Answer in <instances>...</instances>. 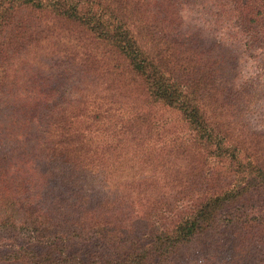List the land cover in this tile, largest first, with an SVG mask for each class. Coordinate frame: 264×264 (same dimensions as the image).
Masks as SVG:
<instances>
[{
	"label": "trees",
	"instance_id": "trees-1",
	"mask_svg": "<svg viewBox=\"0 0 264 264\" xmlns=\"http://www.w3.org/2000/svg\"><path fill=\"white\" fill-rule=\"evenodd\" d=\"M196 1L213 39L170 0H0V264H217L228 248L220 264H264V130L221 55L264 45V0ZM51 37L115 93L32 101L31 50ZM18 115L35 132L14 164Z\"/></svg>",
	"mask_w": 264,
	"mask_h": 264
},
{
	"label": "rangeland",
	"instance_id": "rangeland-1",
	"mask_svg": "<svg viewBox=\"0 0 264 264\" xmlns=\"http://www.w3.org/2000/svg\"><path fill=\"white\" fill-rule=\"evenodd\" d=\"M198 2L199 1L196 0H170L168 10L164 13H168L170 6L175 5L183 16L182 20L185 24L183 27L184 33L187 32V30L199 29V32L204 37L209 36L213 39L212 30L210 29V32L208 29L211 27V15H207L206 12L203 15L199 12L201 7ZM160 20L163 21L162 18H160ZM215 33L218 32L216 31ZM207 41L212 43L213 40L208 39ZM225 42L226 44H224L221 50V52H223L221 54L223 56V65L226 67L225 72H227L228 76L231 78L230 81L233 82L231 84L242 86L246 81L249 83V86L247 85V87H244L242 92L248 94L255 93L256 95L254 96L255 99L248 104L250 109L247 112L257 109V113L253 114V112H251L250 121L254 128L257 127L264 130V45H260L259 47L257 45L252 50L247 47L245 48L244 44H240L239 40H237V44L231 41ZM68 44L69 42L66 39H61L60 42L58 41L56 43V38L51 37L31 50L33 58L31 60H34L35 65L30 67L32 70H30V68L26 70L24 82L26 86L31 87L37 84L43 89V94L29 95L32 101L33 99L39 98L40 100H47L53 105H59L69 102L70 100H77L76 98L87 99L88 96H92L93 99H98V96L100 98V94L105 95L107 92L103 84L110 82L113 87L120 86V83L116 84L117 81L112 79V76L102 79L103 84L100 83V81L98 82L95 75L98 74V72L91 73L89 71L83 55L75 57L76 59H71L68 53L65 56L64 53H66L65 51L68 49ZM56 46L58 47L57 49H55ZM115 91L114 87L113 93H115ZM119 93L130 98L131 104L136 103L139 105L140 102L145 100V96L141 93L139 94L138 89L133 85L121 83ZM16 122L17 128L14 135H9L10 139L3 145V148L5 146L7 147L9 144H13L15 147L19 148L16 151L10 152L14 164L22 162L21 160H23L22 158L24 157H21V152L23 153L26 150V145L32 144L33 134L35 132V128H28V125H25V117L18 115L16 117ZM26 134H29V138L32 139L29 142L23 138ZM15 138L16 141H14ZM5 140H7L6 137ZM27 150L24 152L27 155L33 152H27ZM1 151L2 149L0 152ZM145 171H148V169ZM100 179L105 180V177L100 175ZM115 180H118V178L115 177L114 180L109 181V184H114L113 182ZM98 189L100 191V185ZM184 248H186L184 252L187 250L186 254H194V250L200 248V245L195 243ZM228 249V251L226 250L223 253L222 250H217L216 252L210 251V256H215L214 261L220 264L224 255L233 256L236 254L230 248ZM204 256H207L206 251L201 254V259H203ZM252 259L255 258L252 257ZM234 261L230 260L229 264H236Z\"/></svg>",
	"mask_w": 264,
	"mask_h": 264
}]
</instances>
